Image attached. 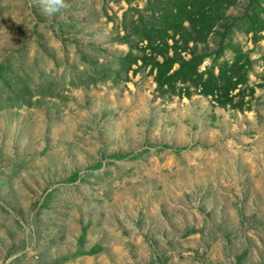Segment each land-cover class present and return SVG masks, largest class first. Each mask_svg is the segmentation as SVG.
<instances>
[{
    "label": "rangeland",
    "instance_id": "1",
    "mask_svg": "<svg viewBox=\"0 0 264 264\" xmlns=\"http://www.w3.org/2000/svg\"><path fill=\"white\" fill-rule=\"evenodd\" d=\"M166 1L0 0V264H264V0L187 46ZM190 53L231 102L158 86Z\"/></svg>",
    "mask_w": 264,
    "mask_h": 264
},
{
    "label": "trees",
    "instance_id": "2",
    "mask_svg": "<svg viewBox=\"0 0 264 264\" xmlns=\"http://www.w3.org/2000/svg\"><path fill=\"white\" fill-rule=\"evenodd\" d=\"M200 1L201 0L166 1V3L170 4V7L165 8V10L168 11V15H165V19L166 21L174 22V24L171 25L173 32L172 38L177 36L178 41H181L184 46H187L190 42H205L217 22L216 15H208L203 12L202 9L196 12V8H198V3ZM208 1L213 3L215 0ZM230 2L231 1L227 0H218V3L215 5L216 9L222 8V4H232L233 1ZM181 14H183V17L180 16ZM176 18L179 19L177 20ZM184 20L188 22V26L183 24ZM166 31V28L156 30V36H169ZM176 43L177 40H174L173 45ZM175 50H177V48H175ZM190 54H192L190 58L182 59L179 62L178 68L171 73L169 72L172 69L175 61L174 59L167 57L161 63H156V82L158 86L163 87L168 84L173 88V83L177 80H181L182 83L190 82L205 96L212 95L215 98L214 100L219 104L231 102L229 94L231 91L235 90L238 84L244 82L245 66L241 63L243 55L238 56L229 66L226 64L221 65L216 75L211 70L199 72L198 66L202 59H200L201 57L199 55ZM186 94L189 95V92Z\"/></svg>",
    "mask_w": 264,
    "mask_h": 264
},
{
    "label": "clouds",
    "instance_id": "3",
    "mask_svg": "<svg viewBox=\"0 0 264 264\" xmlns=\"http://www.w3.org/2000/svg\"><path fill=\"white\" fill-rule=\"evenodd\" d=\"M57 4L60 7H63V4L61 3V0H57ZM45 11L49 12V14H51V12L53 11L52 9L47 8V6L45 7Z\"/></svg>",
    "mask_w": 264,
    "mask_h": 264
}]
</instances>
